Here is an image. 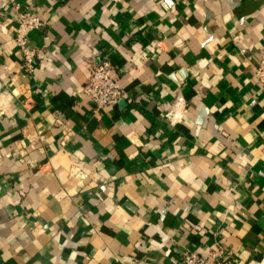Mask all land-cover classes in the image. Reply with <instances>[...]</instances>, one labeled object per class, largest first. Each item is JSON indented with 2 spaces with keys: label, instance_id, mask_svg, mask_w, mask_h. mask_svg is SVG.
I'll return each mask as SVG.
<instances>
[{
  "label": "crops",
  "instance_id": "1",
  "mask_svg": "<svg viewBox=\"0 0 264 264\" xmlns=\"http://www.w3.org/2000/svg\"><path fill=\"white\" fill-rule=\"evenodd\" d=\"M263 50L264 0H0V264H264Z\"/></svg>",
  "mask_w": 264,
  "mask_h": 264
},
{
  "label": "built area",
  "instance_id": "2",
  "mask_svg": "<svg viewBox=\"0 0 264 264\" xmlns=\"http://www.w3.org/2000/svg\"><path fill=\"white\" fill-rule=\"evenodd\" d=\"M44 26L45 21L31 11L19 13L16 44L22 52L24 68L30 72L34 70L35 60L39 55L38 50L29 45L30 34L41 30ZM114 72V66L110 58L102 59L91 68L83 93L85 97L95 103L97 110L108 107L126 94ZM254 74L261 90L264 91V50L259 54V61L254 69ZM226 255L227 252L224 247L214 250L209 259L195 252H185L182 256L181 264H223Z\"/></svg>",
  "mask_w": 264,
  "mask_h": 264
}]
</instances>
